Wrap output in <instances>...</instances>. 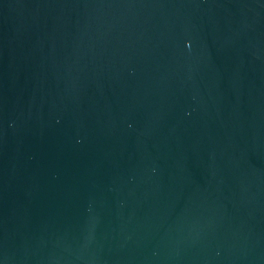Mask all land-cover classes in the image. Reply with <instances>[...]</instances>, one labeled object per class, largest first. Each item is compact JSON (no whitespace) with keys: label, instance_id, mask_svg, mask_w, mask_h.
Wrapping results in <instances>:
<instances>
[{"label":"water","instance_id":"95a60500","mask_svg":"<svg viewBox=\"0 0 264 264\" xmlns=\"http://www.w3.org/2000/svg\"><path fill=\"white\" fill-rule=\"evenodd\" d=\"M0 264H264V0H0Z\"/></svg>","mask_w":264,"mask_h":264}]
</instances>
